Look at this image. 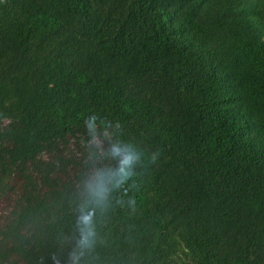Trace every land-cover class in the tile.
<instances>
[{"label": "trees", "instance_id": "trees-1", "mask_svg": "<svg viewBox=\"0 0 264 264\" xmlns=\"http://www.w3.org/2000/svg\"><path fill=\"white\" fill-rule=\"evenodd\" d=\"M0 59V264H264V0H0Z\"/></svg>", "mask_w": 264, "mask_h": 264}, {"label": "rangeland", "instance_id": "rangeland-1", "mask_svg": "<svg viewBox=\"0 0 264 264\" xmlns=\"http://www.w3.org/2000/svg\"><path fill=\"white\" fill-rule=\"evenodd\" d=\"M2 60L0 59V69H1V66H2ZM76 156H80V158L83 157V153H81V151L79 149H76V153H75ZM83 160V159H82ZM9 204V201L6 200L3 198L2 200H0V210H2L6 205Z\"/></svg>", "mask_w": 264, "mask_h": 264}]
</instances>
